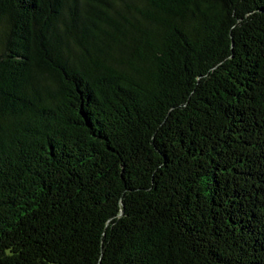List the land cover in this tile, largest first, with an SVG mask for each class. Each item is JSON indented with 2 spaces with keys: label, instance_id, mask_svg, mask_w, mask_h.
Returning a JSON list of instances; mask_svg holds the SVG:
<instances>
[{
  "label": "trees",
  "instance_id": "trees-1",
  "mask_svg": "<svg viewBox=\"0 0 264 264\" xmlns=\"http://www.w3.org/2000/svg\"><path fill=\"white\" fill-rule=\"evenodd\" d=\"M0 264H264V0H0Z\"/></svg>",
  "mask_w": 264,
  "mask_h": 264
}]
</instances>
